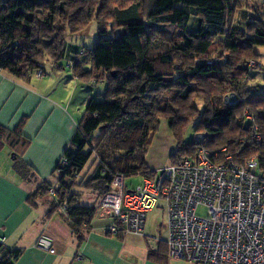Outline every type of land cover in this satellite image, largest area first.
Instances as JSON below:
<instances>
[{
	"label": "trees",
	"instance_id": "1",
	"mask_svg": "<svg viewBox=\"0 0 264 264\" xmlns=\"http://www.w3.org/2000/svg\"><path fill=\"white\" fill-rule=\"evenodd\" d=\"M233 1L0 0V71L22 80L37 70L43 76L46 60L63 68L59 61L67 52V35L82 32L94 19L97 24L94 43L89 48L74 47L70 65L73 76L82 82L105 81V95L101 100L89 99L72 138L75 150L64 151L55 168L57 187L52 188L55 207L65 206L63 213L76 236L90 229L96 206L80 205L70 193L74 186L96 188L102 195L115 173L157 178L159 173L147 166L145 155L160 118L167 120L177 143L168 164L193 154V138L183 139L187 127H192L193 137L206 136L208 149L227 147L238 163L255 157L264 171V90L247 88L251 68L244 65L258 62L256 48L264 46V13L253 16L245 28L238 27L233 19L240 8ZM131 7L136 19L117 22V11ZM192 19L196 26L189 29ZM256 67L264 69L261 64ZM227 93L235 94V105L223 103ZM192 97L205 103L202 110L191 104ZM183 109L188 113L178 129L176 115ZM245 109L255 119L260 142L243 120ZM2 134L0 129V143ZM85 148L98 163L90 179L79 184L87 162L78 151ZM13 167L22 178L31 173L16 154ZM49 189L50 184L43 182L30 200ZM18 254L19 250L0 248V264H13Z\"/></svg>",
	"mask_w": 264,
	"mask_h": 264
},
{
	"label": "crops",
	"instance_id": "2",
	"mask_svg": "<svg viewBox=\"0 0 264 264\" xmlns=\"http://www.w3.org/2000/svg\"><path fill=\"white\" fill-rule=\"evenodd\" d=\"M73 48L67 47L64 57L68 73L64 66L57 69L53 63L55 76H46L45 66L41 78L33 73L28 80L0 71V129L4 131L0 143V235L5 238L2 247L19 250L13 264L168 263L170 259L163 240L151 244L144 235L122 231L107 233L113 220L98 214L91 220L90 229L76 236L65 213L55 207L57 195L47 192L30 200L43 182L49 183L51 188L57 187L56 165L66 149L75 150L73 135L89 99L93 98L83 88L92 85L72 74ZM24 138L29 140L27 144L21 142ZM14 154L31 168L26 179L13 167ZM147 166L155 172L163 167ZM142 179L140 177L141 182ZM127 190L133 188L127 186ZM70 193L76 195L80 205L96 206L101 197L96 188L78 185ZM41 234L52 239L53 254L34 247ZM150 251L154 254L152 257Z\"/></svg>",
	"mask_w": 264,
	"mask_h": 264
},
{
	"label": "built area",
	"instance_id": "3",
	"mask_svg": "<svg viewBox=\"0 0 264 264\" xmlns=\"http://www.w3.org/2000/svg\"><path fill=\"white\" fill-rule=\"evenodd\" d=\"M255 61L248 68L259 66ZM42 77L41 70L35 73ZM233 93L223 103H237ZM243 120L251 125L253 139L260 142L258 126L248 109ZM208 139L195 134L192 155L167 164L155 179L143 177L133 190H127L125 176H110L109 189L96 205V214L113 224L107 231L144 235L146 215L158 202L165 214L167 255L201 264H264V171L257 159L235 162L227 147L210 150ZM63 165H67L65 159ZM53 195L54 190L49 189ZM204 209L205 215H198ZM58 210L63 212L64 205ZM5 238L0 235V248ZM34 247L54 253L52 239L41 234Z\"/></svg>",
	"mask_w": 264,
	"mask_h": 264
},
{
	"label": "rangeland",
	"instance_id": "4",
	"mask_svg": "<svg viewBox=\"0 0 264 264\" xmlns=\"http://www.w3.org/2000/svg\"><path fill=\"white\" fill-rule=\"evenodd\" d=\"M235 5L238 6L240 9L239 11H234V19L236 26L245 28L247 22H252L253 16H259L264 13V0H234ZM233 1V2H234ZM235 7V6H234ZM233 16V15H232ZM233 18V17H232ZM136 19V10L131 7L124 11H117L116 21L123 22L128 20ZM196 26L195 19H192L188 24L189 29H194ZM209 30L215 31L216 28L210 27ZM115 31L113 34L118 33ZM97 24L95 19L92 20L87 28L78 34H69L67 35V43L68 47H91L94 43L97 35ZM256 51L259 53L258 62L264 67V46H258ZM67 59L64 58L59 61L60 65L66 66ZM248 63L244 65L247 67ZM44 66L46 69V76H55L57 75L54 70H52V62L50 60H46L44 62ZM66 68V67H65ZM67 72V68L64 69ZM250 74L251 80L247 84V88L249 90L261 89L264 90V69L260 70L258 67H253L248 72ZM249 76V75H248ZM82 85V83H79ZM84 86V85H83ZM87 92L93 97L94 99L101 100L105 95L106 90V82L101 81L98 83H94L91 88H86ZM191 104L194 107L199 108L202 110L204 108V102L199 99L198 97H192ZM189 112L194 113L193 109H188ZM188 110L183 109L179 110L176 115L177 120V128L181 129L183 127L182 122L185 120L183 119L187 116ZM181 118V119H179ZM193 138V128L187 127L183 139L185 142H190ZM176 140L168 126V122L166 119L160 118L159 119V126L157 131L152 133L149 137V145L145 155V160L147 164L155 169L156 167L166 166L169 161L170 153L174 152L176 149ZM79 152V158L83 161H86V166L80 173V176L77 180L79 184L87 181L90 179L94 168L97 166L98 159L96 158L95 154L89 150V148L82 149ZM159 173V171H158ZM140 176H129L125 178V185L130 188H135L137 184H140ZM81 203H87L84 200H81ZM197 214L202 216L205 215L204 209H198ZM144 237L148 241V243L154 244L158 240H166V230H165V214L163 204L158 202L156 207L149 211L146 215L145 221V229H144ZM141 238V237H138ZM143 238V237H142ZM170 259V258H169ZM160 264H201V263H190L183 259H170L168 263L163 262Z\"/></svg>",
	"mask_w": 264,
	"mask_h": 264
}]
</instances>
